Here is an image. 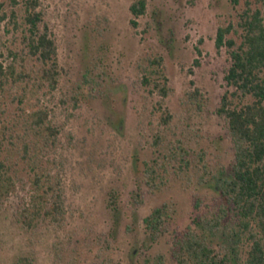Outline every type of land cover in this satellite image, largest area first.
Segmentation results:
<instances>
[{
	"label": "rangeland",
	"instance_id": "obj_1",
	"mask_svg": "<svg viewBox=\"0 0 264 264\" xmlns=\"http://www.w3.org/2000/svg\"><path fill=\"white\" fill-rule=\"evenodd\" d=\"M40 1L61 67L58 89L42 101L64 124L55 155L66 215L61 225L28 231L8 205L0 212V264H17L20 256L31 264H173V232L194 217L195 195L204 213L222 201L214 176L228 173L233 160L226 121L214 112L227 88L228 56L215 47V34L234 19L229 0H145L137 18L128 9L134 0ZM147 56L163 58L173 89L165 98L172 115L166 125L154 109L159 97L141 85L139 64ZM193 87L204 96L201 110L183 100ZM60 97L76 102L62 105ZM177 144L188 153L187 168L170 152ZM153 160L161 167L149 185ZM202 163L211 172L205 183ZM165 202L166 230L152 240L144 218Z\"/></svg>",
	"mask_w": 264,
	"mask_h": 264
},
{
	"label": "trees",
	"instance_id": "obj_2",
	"mask_svg": "<svg viewBox=\"0 0 264 264\" xmlns=\"http://www.w3.org/2000/svg\"><path fill=\"white\" fill-rule=\"evenodd\" d=\"M229 3L234 19L219 25L215 34V47L225 48L228 67L227 88L214 112L226 121L233 160L228 173L222 170L214 176L222 201L204 213L195 195L194 217L183 230L173 232V264H264V0ZM145 8V0H134L128 9L137 18ZM134 18L131 25L136 24ZM1 24L5 38L0 41V212L12 206L14 221L28 231L42 223L61 225L66 205L55 153L64 124L54 122L53 108L42 101L58 89V47L40 0H0ZM144 60L139 64L141 85L148 95L159 97L154 109L166 125L172 115L165 98L173 89L163 58ZM71 100L76 102L74 97H60L58 102L66 105ZM183 100L199 110L204 106L197 87L186 91ZM65 136L71 140L69 133ZM155 142L160 143L159 136ZM170 152L181 168L189 167L182 146ZM162 157L166 160L167 155ZM153 161L149 185L154 184L155 168L161 167ZM201 168L199 180L205 183L203 176L211 172L204 163ZM170 211L165 202L144 218L152 240L166 230ZM17 264L31 261L20 256Z\"/></svg>",
	"mask_w": 264,
	"mask_h": 264
}]
</instances>
